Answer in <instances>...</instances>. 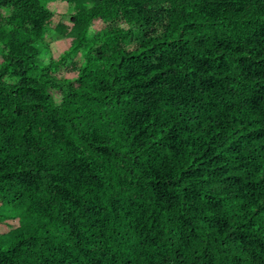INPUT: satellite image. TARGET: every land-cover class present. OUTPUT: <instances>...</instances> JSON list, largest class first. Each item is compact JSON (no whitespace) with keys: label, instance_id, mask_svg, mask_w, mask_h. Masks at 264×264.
<instances>
[{"label":"trees","instance_id":"trees-1","mask_svg":"<svg viewBox=\"0 0 264 264\" xmlns=\"http://www.w3.org/2000/svg\"><path fill=\"white\" fill-rule=\"evenodd\" d=\"M13 206L0 264H264V0H0Z\"/></svg>","mask_w":264,"mask_h":264},{"label":"rangeland","instance_id":"rangeland-1","mask_svg":"<svg viewBox=\"0 0 264 264\" xmlns=\"http://www.w3.org/2000/svg\"><path fill=\"white\" fill-rule=\"evenodd\" d=\"M47 7L49 10H52V11L59 13V14H65V12L67 10L65 3L60 2V1H52L51 3H49L47 5ZM62 19L65 21L67 20L65 15L62 16ZM122 26L125 28L124 25H122ZM100 29H101V27L98 26L95 22L91 26L88 36L95 34ZM60 40H61V37L58 35H52V36H48V37L46 36L45 37L44 43L47 44L49 47L48 50L44 51V53H46V55H44L46 60L49 58V55L51 57H56L57 55H59V53L62 50H66V47L63 45V43ZM79 58H80L79 54H77L76 60H78ZM71 75H69V76H71ZM22 212H23V210L19 206H13L10 208L0 207V214L5 219L6 224L24 222ZM3 233H4L3 229L0 228V234H3ZM0 238H1L0 247L3 248L9 242V239L7 237L6 238L0 237Z\"/></svg>","mask_w":264,"mask_h":264}]
</instances>
